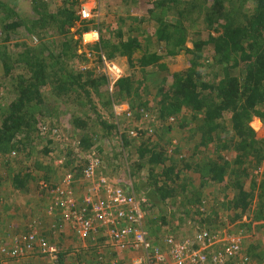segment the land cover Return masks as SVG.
<instances>
[{"label":"trees","instance_id":"1","mask_svg":"<svg viewBox=\"0 0 264 264\" xmlns=\"http://www.w3.org/2000/svg\"><path fill=\"white\" fill-rule=\"evenodd\" d=\"M44 1L40 0L35 7L36 14L40 18L32 21L31 25H27L29 32L39 34L43 30L46 32L51 27H56L58 31L63 32L64 28L82 21L76 11H71L74 8L67 6L68 4L62 5L56 15L47 13L48 6ZM123 1L125 3L131 1L130 5L135 3V0ZM145 1V5L149 6L145 20L157 24L155 34L147 38L149 39L147 44L155 41V44L162 48L164 54L160 56L157 53H149L145 49L146 53L136 61V65H139L144 71L155 65L159 66L158 70H165L166 66L159 63L163 57L165 55L174 57L184 51L191 56V68L184 73L173 74L171 86L166 87L165 83L158 85L155 93L147 90L148 95L146 94L145 101H142L141 106H138L136 115L148 119L150 107L153 105V111L158 112L159 118L162 120L161 124L165 125L160 128L159 137L152 135L154 130L150 134L152 140L150 139L148 142L151 144L157 141L158 144L146 146L143 143L144 145L138 150L140 160L144 161L147 156H150L151 173L158 171L159 175L154 181L155 191L142 192L148 185L144 188V182L147 184V181L141 178L137 182V187L135 186L136 192L144 193L148 199V205L150 203L156 207L169 206V202H166L168 198L176 199L178 196L179 198H188L187 203L181 202V207L184 209L192 207L196 210L197 215L208 218V220L206 219L208 225H211L213 217L216 216L215 213L227 210H236L240 217L252 212L251 224L253 225L264 222V178L261 183H258L253 172L254 169L264 165V142L259 141V133L250 125L254 118L264 119V0ZM247 2L251 5L249 10L245 8ZM10 6L12 7V5ZM0 9L3 13L0 15V33L11 36V31L18 29L24 22L16 18L15 21H11V18L16 17L15 11L1 1ZM192 12H197L203 19L207 31L197 30V22L189 18ZM82 23L86 25L79 31L81 33L88 32L90 30L89 23L85 21ZM129 31L139 30L131 28ZM189 31H194L190 39ZM118 39L120 40L117 44H111L101 39L99 50L106 51L109 59H114L118 53L121 57H127L129 62L134 65L133 55L143 47L141 42L133 36L125 40L122 31H120ZM188 40L193 45L192 49L187 46ZM18 46L24 47L25 53L23 52L19 58L14 60L16 66L22 67L25 72L29 71L32 76L26 78L24 74H19L14 79L13 89L16 99L8 111L3 112L4 117L0 126V153H14L15 157L12 159H16L17 155L22 152L23 147L32 137V131L35 130V116L42 112L45 104L44 94L40 88L50 83V76L53 78L52 82L64 84L66 80L60 79L65 76H59L62 69L57 70L56 67L59 64L63 65L64 56L73 59L78 55L75 47L66 45L62 55L51 57L53 63H50V67H54L51 69L47 65L49 62L42 56L43 52L38 54V49H33L25 43L18 44ZM1 53L0 67H3L6 74H9L16 67L14 66L12 69V55H9L7 51ZM64 64L67 69L68 65L65 61ZM64 71L68 73L66 79L70 80L74 77L76 80L70 85L73 91L77 87L81 90L85 89L88 84L107 87L105 76L100 79L84 81L86 77L75 73L74 70ZM145 80H134L132 76L121 79L115 86L116 102L113 104H119L126 98L138 100L141 97L138 93ZM68 83L66 82V84ZM87 93L89 94V92ZM184 112H190L191 122L195 126V129L191 130L194 135L192 134L193 137H190L197 140L193 147L198 151L202 147L208 149L209 145L214 143L212 154L202 155L199 159H187L178 155L179 150L175 152V155L169 157L166 155L165 149L155 150L160 148L159 141H164L167 144L168 140H171L168 135L173 132H170L171 125L167 124L171 117L178 119ZM75 123L79 129L85 131L84 137L78 140L81 142L82 148L86 151L93 149L101 151L91 142L89 135L92 132L86 131L87 126L82 120L77 119ZM108 127L110 130L115 129L116 124H109ZM140 132L141 130L139 134ZM21 133L23 135H19ZM140 135L145 137L149 133L144 132ZM120 136L123 145L132 138L129 133L126 135L120 133ZM54 138L55 136L53 140ZM53 140L50 142L52 143ZM56 144H59V147L61 145L59 142ZM78 160L74 167L68 160L66 165L69 172L78 169V173H80V168L85 162L82 159ZM134 163L135 168L142 167L141 162ZM38 169H43V166H39ZM25 171L27 174L20 172L14 177L15 187L21 191L26 189L31 180L37 187L40 180L51 181L49 175L42 177L35 172L31 173L29 169ZM10 176L12 177V175ZM183 178L186 180L180 184L182 189L174 187L177 180L181 181ZM110 179L113 182L118 180ZM192 182L198 183L197 186H189V183ZM122 185L126 187V185ZM217 194L223 195L219 201L217 200L220 196ZM210 198H214L215 201L212 206L202 205L203 201ZM148 205L147 209L150 207ZM175 206L172 204L173 208H170L175 209ZM202 206L204 207L203 211H201ZM145 212L147 213L146 209ZM190 217L185 214L181 220L189 222L191 221L188 219ZM146 219H148L147 216ZM194 219H196L195 222L201 223L200 225H205V219L200 220L199 217H194ZM59 256L57 264H66L65 254L61 248Z\"/></svg>","mask_w":264,"mask_h":264},{"label":"rangeland","instance_id":"2","mask_svg":"<svg viewBox=\"0 0 264 264\" xmlns=\"http://www.w3.org/2000/svg\"><path fill=\"white\" fill-rule=\"evenodd\" d=\"M0 1L15 11L16 17L11 18V21H15L16 18L21 19L24 22L18 29L11 31V36L4 35L2 32L0 33V51H7L9 55H12V69L16 66L14 60L19 58V55L23 52L25 53V48L18 46V44L21 43H25L33 49H38V54L43 52L42 56L49 62L47 63L49 67L51 65L50 63H53L51 57L62 55L66 45L75 47V50L79 55L75 56L73 59H68L66 56L63 57V60L68 65L67 69H65L64 61H62L63 65L59 64L56 67L57 70L62 69V71L59 72V76H65H62V79H60L66 80L64 84H59L55 81L52 82L53 78L50 76V83L47 86L40 88L41 92L44 94L45 104L42 108V112L35 116V130L32 131V137H30L29 142L25 144L22 152L17 155L16 159H12L15 157L14 153H0V239H3L4 243L8 242L6 245L12 246V238L22 232L25 233L29 227L28 225H30L28 222L32 223V221L39 224L38 229L40 232L44 231L43 233L46 234V227L47 225H51L50 221L52 220L48 219L46 210L44 209L45 205H47V197L40 193L37 185L33 184L32 180L26 189L21 191V189L15 187L14 177L18 173H25V170L29 169L31 173L34 174L35 172L42 177L49 175L50 180L56 182L58 177L69 172L68 166L66 165L68 160L69 163L72 164V167H74V164H77L79 161L77 157H73V144L83 138L85 133V131L76 126L75 120L77 119H81L87 126V132H92L89 135L91 142L98 150H101L98 152L101 153L104 162V167L101 171L103 175L114 180L122 178L126 181H130L134 188L137 187L139 179L143 178L147 181V184L143 181L144 188L148 185L145 192L148 190L154 192V181L155 178L157 179V175H159L158 171L157 173H151L152 167L149 164L150 156H147V158L142 161L139 159L138 150L144 144L146 146L158 144L157 141H154L151 144L148 142L151 139L150 134L152 133V130H154L152 135L159 137L161 134L160 128L165 124H161L162 120L159 118L160 116L158 112L153 111V105L150 107L151 111H149V120L146 117L136 115L138 112L137 109L139 108L138 106H141L142 101H145L147 90L155 93L156 86L164 83L167 85L166 87H169L173 83V74L184 73L190 69L191 56L184 51L180 55L174 57H167L165 55L159 62L166 66L165 70H158L159 66L155 65L152 66L151 69L144 71L139 65H136V61L146 53L145 49H147L149 53H157L160 56H163L162 54H164L162 48L158 44H155V41L147 44L149 40L147 38L155 34L157 24L153 21L149 23L145 20L147 9H149V6L145 5V0H135L133 5H130L131 1L125 3L123 0H54L50 3H46L48 6L47 13L51 15L58 14L60 7L64 4H68L67 6L74 8V10L71 11L76 12L82 4H85L97 13V18L87 22L89 23L88 26L90 30L88 32L90 33L87 32L86 38L84 37L86 33H81L79 31L86 25L82 23V21L75 22L74 25L66 28L63 27V32L58 31L56 27L48 28L46 32L43 30L42 33L39 34L29 32L27 25H31L32 21L40 18L39 15L36 14L37 9L35 8L40 0ZM247 3L245 8L249 10L251 9V5ZM10 5H12V7ZM1 14L3 13L0 9V15ZM189 18H192L197 22L196 27L198 31H207L205 24L202 21L203 19L197 12H192ZM131 28L139 31L130 32L129 30ZM120 31L123 32L125 40L133 36L136 37L143 46L133 55V58L135 59L134 65L129 62L127 57H121L118 53H116L114 59H109L106 51H103L102 49L99 50L101 39H104L111 44H117L120 40L118 39ZM189 32L190 39L194 31ZM96 34H98V37ZM94 40L95 42H93ZM96 46L99 47L95 48ZM187 46L188 48H193V45L189 40ZM1 52L0 61L2 60ZM102 53H104L112 63L116 64V67L121 71V79L127 78L128 76L134 77V80L146 79L138 93L139 96L142 97L139 98L141 101L139 99L126 98L119 103L123 106H129L131 111L134 112L132 116H127L122 113L116 117V113H114L113 110V102H116V97L114 96L115 92L110 94L107 87L105 88L104 85L98 87L88 84L85 89L81 90L77 87L73 91L70 85L73 81H76L75 78L73 77L70 80L66 79L68 73L64 70L70 69L74 70L75 73L85 76L86 78L84 81L100 79V77L105 76L107 71L105 73L106 68L104 64H101ZM51 69H54V67ZM19 74H24L26 78L32 76L29 71L25 72L20 66H16L9 74H6L5 69L0 67V126L4 117L3 112L8 111L11 104H13L16 99V94L13 89V81L19 76ZM66 82L69 83L66 84ZM136 85L138 84L136 83ZM87 92H89V94ZM124 109L126 108H121V111H124ZM191 121L192 116L190 115V112L180 114L178 119L171 117L170 122L167 123L171 125L170 132H173L171 135H168L171 140H168L167 144L164 141H159L161 144L160 148L155 150L160 151V149H165L168 157L175 155V152L179 150V152H177L179 153L178 155L182 157L184 156L187 159H199L202 155L212 154L213 152L211 151L213 145H215L214 143L210 144L208 149L202 147L198 151L193 147L197 140L190 138L194 135L191 130L195 129L194 123ZM258 122H260V125H258ZM109 124H116V128L110 130L108 127ZM250 125L257 133H259V141L264 142V119L254 118ZM183 126H186V128H183ZM132 130H141L140 134L144 132L147 134L148 132L149 135L143 137L138 134L139 137H132L128 139V143L123 145L120 133L126 135ZM54 132H56V134ZM23 133L19 135H23ZM54 134H59L62 140L68 141H60L59 143L61 145L59 147V144H56V142L57 140H61L60 137H55L54 141L52 143L50 142V140H53ZM65 144H67L68 147H65ZM60 160L63 161L62 164H59ZM137 161L142 163L140 169L134 167V162ZM39 166H43V169H38ZM158 170L160 172L159 168ZM253 172L258 183H261L264 178V165L258 169H254ZM131 173L132 175L130 176ZM10 175H12V177ZM185 180V178L181 181L177 180V184L174 187L181 188L180 184H183ZM160 184H162V182H160ZM197 184L198 183L194 184V182H192L189 183V186L196 187ZM26 190L29 194L26 193ZM142 192H138L137 194L146 196ZM35 196L36 199H32V202L37 203L36 208H34V211L27 214L30 215V219L28 220V218L25 217L26 214L23 215L24 209L22 206H24V203H21V200L26 201L28 200L27 197L34 198ZM217 196H220L217 201L221 200L223 197L222 194H217ZM188 200V198H179V196L176 199L174 197L168 198L166 202H169L170 205H163V207H156L149 203L148 206L150 207H148V209L146 207V216L148 218L146 219V223L147 229L155 241L160 239L158 238L160 235L166 234L176 236L178 239L179 237L183 238L188 234L192 235V226L194 224H201L195 222L194 220L196 219H194V217H199L200 220L205 219L204 226L211 230L212 233H219L228 236L233 234L240 235L245 239V247L240 256L250 259V264H264V222L258 223V225H253L251 224L253 218L251 214L252 212L243 214L241 215L242 217H240L239 212L236 210H227L215 213L216 216L213 217L211 225H208L206 222V219L208 220V218H204L202 215H197L195 209L192 207L187 209L181 207V202L183 201L187 203L186 201ZM15 201L19 202L18 206L21 205L18 210L12 209L13 202ZM214 203V198H210L203 201L202 205L206 204L207 207L212 206ZM172 204L176 205L175 209H171L173 208L171 207ZM203 210L204 207L202 206L201 211ZM13 211L16 212L18 217V221L16 222L18 223V227L14 226L15 214ZM185 214H187V217L191 216L188 219L191 220L192 225H190L191 223L189 224L181 220L182 216L184 217ZM12 216H14V218ZM10 221L12 222V233H9L11 227ZM55 232L56 233L49 237V240L62 249L65 254L66 264H81L82 262H85L86 264H100L97 251L94 247H89L87 249L82 248L77 239L64 229ZM66 236L70 239V243L66 241V245L63 246L61 241L63 239H61V237ZM46 237L48 236L46 235ZM69 249L72 250L67 251ZM21 261L24 262L21 263ZM21 261H12L11 264H51L47 259L37 255ZM234 263L247 264L239 259L236 262L232 261L230 264Z\"/></svg>","mask_w":264,"mask_h":264},{"label":"built area","instance_id":"3","mask_svg":"<svg viewBox=\"0 0 264 264\" xmlns=\"http://www.w3.org/2000/svg\"><path fill=\"white\" fill-rule=\"evenodd\" d=\"M52 1L45 0L47 3ZM77 12L85 22L98 17L85 4ZM101 64L106 68L105 73L107 71L108 92L113 94L122 78L121 71L104 53ZM121 108L124 106L113 104L116 117L122 113L132 116L129 106L124 111ZM129 134L135 138L139 131L132 130ZM60 141L68 140H57ZM64 146L68 147L67 144ZM72 151L73 157L85 162L80 173L78 169L66 172L58 182L40 180L38 190L47 197L45 210L48 219H52L51 227L55 231L70 232L84 249L94 247L100 264H230L238 259L250 264V259L240 256L245 247L244 238L238 234L212 233L200 224L192 226V235L178 239L166 234L155 241L147 229L146 196L138 195L130 181L120 178L113 182L103 175L104 162L97 150L86 151L77 141ZM62 163L60 160L59 164ZM187 223L192 225L191 221ZM38 225L34 222L25 233L14 236L12 246L0 239V258L19 262L37 255L57 264L60 248L39 231Z\"/></svg>","mask_w":264,"mask_h":264},{"label":"crops","instance_id":"4","mask_svg":"<svg viewBox=\"0 0 264 264\" xmlns=\"http://www.w3.org/2000/svg\"><path fill=\"white\" fill-rule=\"evenodd\" d=\"M88 33H90V32H88ZM86 35H87V32H86V34H85V38H86ZM93 42H95V40L93 41ZM124 108H127V106H125L124 105ZM64 176V174H62V176H60V177H58V179H56V182H58L62 177ZM143 192H145V190H143ZM147 192V191H146ZM145 192V193H146ZM26 193H27V190H26ZM27 194H29V193H27ZM32 194V193H31ZM26 197V196H25ZM28 198V200H26V201H23V200H21V203H24V206H22L23 207V211H24V214L23 215H25V217H27L28 218V220L30 219V215H27V214H29L30 212H32V211H34L35 209L34 208H36V204L37 203H33L32 202V199L34 200V199H36V196L34 197V198H29V197H27ZM147 198V197H146ZM19 202H13V205H12V209L13 210H18V209H20L19 207H21V205L20 206H18L19 204H18ZM47 205H45V207H46ZM45 209V208H44ZM14 212V211H13ZM14 214H15V218H14V216H12L13 218H14V226H16V227H18V223H16L17 221H18V217H17V215H16V212H14ZM32 221V220H31ZM9 222V221H8ZM11 222V221H10ZM35 221H32V223H34ZM16 223V224H15ZM31 222H28V224H32ZM20 224V223H19ZM11 227H10V230H9V233H12V222H11V225H10ZM29 226V225H28ZM44 232V231H43ZM45 235H47L48 237H50L52 234H54V233H56L55 232V230L51 227V225H47V227H46V230H45ZM61 239H63V240H61L62 241V244H63V246H65L66 245V241H68L69 243H70V239H68V237L66 236V237H61ZM3 240V239H2ZM4 241V240H3ZM11 262H12V260L11 259H6V258H4V257H2V258H0V263L1 264H11ZM18 262V261H17ZM24 261H21V263H23ZM20 263V264H21Z\"/></svg>","mask_w":264,"mask_h":264}]
</instances>
